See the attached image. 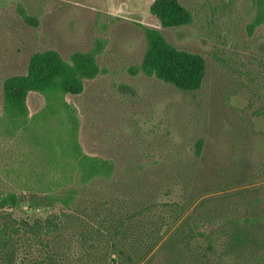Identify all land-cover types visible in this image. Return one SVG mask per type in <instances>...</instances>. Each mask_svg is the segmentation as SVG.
<instances>
[{
  "label": "trees",
  "instance_id": "trees-1",
  "mask_svg": "<svg viewBox=\"0 0 264 264\" xmlns=\"http://www.w3.org/2000/svg\"><path fill=\"white\" fill-rule=\"evenodd\" d=\"M210 3L203 2L216 16L231 0ZM149 11L165 28L194 19L179 0H155ZM221 27L204 33L216 43L206 57L143 29L145 50L134 72L188 97L204 124L188 152L160 141L153 150L159 149L161 160L133 169L127 162L122 173L112 160L83 151L77 109L65 98L103 73L98 58L105 39L94 38L90 51L68 60L51 50L37 52L24 74L4 80L0 138L21 133L34 158L26 172L19 167L6 173L17 188L0 191V264H264V159L254 155L264 128L257 132L253 123L264 118V57L247 63L235 58L241 57L243 36L260 30L264 38V0H256L242 38ZM211 67L230 83L213 97L202 95ZM244 90L247 106L237 110L229 100ZM29 92L44 100L31 116ZM224 137L231 146L226 156L218 151ZM175 187L178 201L169 199ZM24 207L48 212L18 216Z\"/></svg>",
  "mask_w": 264,
  "mask_h": 264
},
{
  "label": "rangeland",
  "instance_id": "rangeland-1",
  "mask_svg": "<svg viewBox=\"0 0 264 264\" xmlns=\"http://www.w3.org/2000/svg\"><path fill=\"white\" fill-rule=\"evenodd\" d=\"M154 1L0 0V113L4 80L24 74L33 54L51 50L68 60L76 52L90 51L93 39L98 37L106 40L103 54L98 58L103 73L87 81L81 93L65 97L77 109L83 151L112 160L117 173L127 169V162L132 163L128 168L133 169L136 164L152 162L154 157L161 160L163 155L156 154L159 149L153 150V145H159L160 141L182 145L188 152L191 143L202 133L203 118L196 115L188 97L175 93L155 78L134 72L145 50L143 29L157 31L179 50L206 57L216 43L204 33L223 25L232 29L235 40L242 38L244 25L254 18L256 0H231L216 16H210L209 6L203 4L205 0H179L182 6L192 9L194 19L188 25L172 28L163 27L160 19L150 14ZM217 1L211 0L210 4ZM243 39L245 45L240 43L237 51L241 57H235L237 61L247 63L264 57L260 30L252 38L243 36ZM208 70L202 95L213 97L224 84L230 83L220 69ZM121 85H127L129 90ZM247 96L246 90L238 92L231 96L229 104L242 110L247 106ZM26 105L29 115H34L43 107V97L29 92ZM253 123L255 131L263 130V117L254 118ZM21 136L20 133L18 139L0 138V191L19 186L6 173L19 167L24 172L30 169L28 163L34 158L29 156L32 148ZM218 151L222 156L231 152L227 138L221 139ZM254 155L264 159V142L257 144ZM180 197L181 191L175 187L169 199L178 201ZM47 212L41 207L31 211L24 207L17 215L33 218Z\"/></svg>",
  "mask_w": 264,
  "mask_h": 264
}]
</instances>
